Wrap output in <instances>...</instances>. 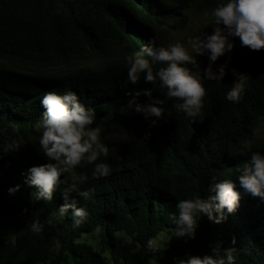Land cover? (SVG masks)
<instances>
[{
  "label": "trees",
  "instance_id": "1",
  "mask_svg": "<svg viewBox=\"0 0 264 264\" xmlns=\"http://www.w3.org/2000/svg\"><path fill=\"white\" fill-rule=\"evenodd\" d=\"M194 1L0 0V264H149L154 257L157 264H178L188 254L211 255L218 243L231 247L234 236L236 264H264V202L239 186L241 200L225 222L204 216L195 239L172 238L155 254L147 247L150 238L174 228L169 216L179 199H207L213 178L239 185L237 166L255 152L264 154V134L257 132L264 123V50L252 51L234 38V49L214 65L227 63L228 75L220 82L203 81L207 94L195 121L176 111L159 80L146 83L141 74L133 85L127 79V56L176 42ZM204 1L210 7L227 2ZM197 60L207 68V55ZM27 62L35 67L25 68ZM164 66L155 64L154 72ZM233 68L249 74L238 103L226 98ZM67 88L94 109L93 127L101 126V142L109 148L97 161L110 166L107 177H94V165L75 169L81 190L94 189L87 200L75 197L87 211L79 227L71 209L59 210L63 185L51 202L33 203L36 189L27 182L30 167L50 162L35 130L43 95ZM145 89L165 101L164 118L155 127L129 106L128 93ZM137 99L147 103L149 97ZM13 141L23 144L12 151ZM36 218L39 233L31 229ZM95 233L99 248L85 238ZM122 234L130 239L122 241Z\"/></svg>",
  "mask_w": 264,
  "mask_h": 264
},
{
  "label": "clouds",
  "instance_id": "2",
  "mask_svg": "<svg viewBox=\"0 0 264 264\" xmlns=\"http://www.w3.org/2000/svg\"><path fill=\"white\" fill-rule=\"evenodd\" d=\"M203 18L210 21L213 28L211 34L204 32L189 36L186 44L176 41L167 46H145L126 58L127 79L131 84L139 83L141 74L146 83L155 84L159 80L161 87L167 90L166 97L176 101L173 104L176 111L185 113L193 121L201 114L207 94L203 81L220 82L228 75L227 63L216 69L214 65L221 56L234 49V38H239L242 47L252 51L264 50V0H227L210 11H204ZM190 50L196 55L190 54ZM204 55L208 56L209 64L202 69L197 57ZM155 64L165 66L154 72ZM231 71L235 80L226 92V98L238 103L245 92L249 74L235 68ZM128 94L132 97L129 106L133 107L134 112L143 114L145 119H150V127L157 126L159 120L164 118L165 101L153 97L151 89ZM141 95L149 97L147 103L138 102L137 98ZM41 105L44 111L35 124V130L40 133L39 148L50 162L28 169L27 182L36 189L31 200L33 203L51 202L57 187L63 185L61 196L64 203L59 210L66 213L71 209L73 225L79 227L86 220L87 211L77 206L75 197L87 200L94 189L81 190V180L75 174V169L82 164L94 165V177H107L110 166L97 161L101 156H108L109 148L101 142V126L93 127L96 122L94 109L82 104L75 91L70 88L63 94L48 91L43 95ZM150 135V132L145 133L144 138L148 139ZM22 144L23 141H13L8 147L14 151ZM236 170L239 185L231 179L216 181L213 178L209 187L212 194L207 199L195 195L178 200L176 212L169 216L174 225V237L195 239L199 221L204 216L216 224L225 222L228 214L237 210L241 200L238 186L245 194L264 202V154L253 153ZM62 175L65 176L63 180ZM18 190L19 186L10 188L9 193L15 194ZM31 229L34 233L41 231L39 218L31 222ZM231 244V247L223 248L218 243L212 247L211 255L203 257L188 254L186 258H178V264H236L239 249L235 247V236ZM147 247L153 254L159 252V237L150 238ZM149 264H157L155 257L149 260Z\"/></svg>",
  "mask_w": 264,
  "mask_h": 264
},
{
  "label": "rangeland",
  "instance_id": "3",
  "mask_svg": "<svg viewBox=\"0 0 264 264\" xmlns=\"http://www.w3.org/2000/svg\"><path fill=\"white\" fill-rule=\"evenodd\" d=\"M213 8L214 7H210L204 0H195L192 3L190 9L188 10V13L190 16L189 23L184 29L177 32L176 41H180V42L186 44L187 38L189 36L200 35L204 32H208V31L212 30L213 28H212V26H210V21L203 18V12L204 11H210ZM4 63H8V62L5 61ZM24 65H25V68L33 69L35 67L33 64H31L29 62L25 63ZM62 67L64 68L66 66L63 65ZM257 132L259 134H264V123L257 129ZM0 174H1V167H0ZM172 229L173 228L164 229L158 235L160 242H161V245H163V246L167 245L168 242L172 238H177V237H174L172 235ZM10 234L12 237H14L15 230H11ZM86 236L87 237H85V238L90 240L95 245V247H97V248L100 247L98 233L89 234ZM121 236H122L121 237L122 241H128L130 239V237L128 235L122 234ZM178 239H180V238H178Z\"/></svg>",
  "mask_w": 264,
  "mask_h": 264
}]
</instances>
